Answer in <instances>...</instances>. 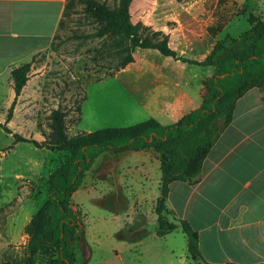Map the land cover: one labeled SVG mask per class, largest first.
<instances>
[{
	"label": "rangeland",
	"instance_id": "obj_1",
	"mask_svg": "<svg viewBox=\"0 0 264 264\" xmlns=\"http://www.w3.org/2000/svg\"><path fill=\"white\" fill-rule=\"evenodd\" d=\"M97 1L110 7L118 3V0ZM68 2L69 15L63 18L64 25L57 28L52 46L33 60L30 79L6 124L11 133L0 128V223L3 226L7 220L13 224H28L48 197L49 175L70 157L65 152L39 149L28 143L11 145L13 134L43 142L49 133L50 113L58 107L67 113L69 136L132 124L124 122L122 105L116 101L117 96L122 97L121 87L117 81L105 77L107 68H99L92 60V51L100 44L86 38L93 32V25L77 0ZM243 12L245 14L241 15ZM250 13L264 21V0H133L130 6L131 21L134 24L141 22L153 30L162 27L173 30L177 24L187 23L192 29L189 33L193 43L188 53L181 57L196 61L204 60L217 41L224 40L226 50L234 47L232 40L239 39L238 32L243 25L230 28L229 34L226 27L240 17L247 21ZM221 25L223 28L217 35L206 33L209 26ZM154 58L161 56L156 51H137L134 63ZM216 59L218 61L220 57ZM2 99L1 124L5 122L11 103L9 98ZM77 107L81 109L80 114ZM132 156L120 158L118 154L107 152L99 155L84 174L81 188L73 195L72 204L80 215L78 238L74 244L76 264H143L137 259L138 252L130 255L123 251L125 244L119 239L157 229L156 200L152 197L148 196L142 203L145 211L128 212L125 209L129 207V200L140 192V184L136 181L144 174V169L151 170L156 178L160 172L154 158L149 162L148 158ZM129 167L132 171L127 175ZM131 180L137 186L131 185ZM153 185L155 189L156 180ZM27 241L23 230L16 243L3 247L0 261L21 264L26 257Z\"/></svg>",
	"mask_w": 264,
	"mask_h": 264
},
{
	"label": "crops",
	"instance_id": "obj_2",
	"mask_svg": "<svg viewBox=\"0 0 264 264\" xmlns=\"http://www.w3.org/2000/svg\"><path fill=\"white\" fill-rule=\"evenodd\" d=\"M67 2L0 0V100L9 98L12 102L14 98L11 71L50 49ZM246 23L240 17L226 27V33L242 24L241 35L249 29ZM155 31L169 36V46L179 57L187 54L193 43L187 23H179L173 30L162 27ZM159 55L161 58L133 62L109 78L123 91L116 101L122 105L124 122H132L125 127L150 119L161 125L174 124L199 108L208 94L215 70H196L195 66ZM263 97L264 92L252 88L236 101L232 121L208 152L196 184L174 182L169 186L166 207L177 221L186 222L196 233L201 258L191 259L187 236L180 227L164 237H157L153 230L137 243L122 240L124 252H138L137 259L143 264H264ZM118 155H136L149 162L154 158L160 172L158 156L151 150ZM131 171L129 167L127 175ZM150 171L144 169L136 181L140 192L129 200L125 211H145V199L158 198L161 172L156 178ZM136 182L130 183L137 186ZM26 225L10 220L5 226L0 223V253L5 245L18 241Z\"/></svg>",
	"mask_w": 264,
	"mask_h": 264
},
{
	"label": "trees",
	"instance_id": "obj_3",
	"mask_svg": "<svg viewBox=\"0 0 264 264\" xmlns=\"http://www.w3.org/2000/svg\"><path fill=\"white\" fill-rule=\"evenodd\" d=\"M77 1L93 25V32L86 38L100 43L92 51V60L99 68L108 69L105 77L114 76L134 62L137 51L146 50L195 67L212 68L215 73L210 78L208 94L201 106L171 125H161L150 119L129 127L104 128L69 136L67 113L58 107L50 113L49 133L43 142L13 134L11 145L28 143L39 149L65 152L70 156L49 175L48 197L24 228L28 241L26 257L21 264H36L39 261L43 264H76L74 244L78 238L80 215L74 209L72 197L81 188L84 174L103 153L144 150L153 151L160 161L155 234L164 237L180 227L188 239L189 256L198 260L201 255L196 233L186 222L177 221L166 207L169 186L174 182L196 184L208 152L232 121L236 101L252 88L264 92V21L250 13L246 18L249 29L238 40H232L234 47L226 50L224 40L217 41L204 60L196 61L179 57L169 46V36L163 32L141 22L132 23L130 6L133 0H118L113 7L97 0ZM70 2L65 5L58 28L64 25L63 18L69 15ZM222 28L223 25L216 28L209 26L206 30L215 36ZM224 55L225 59L217 61V56L221 58ZM33 60L11 71L14 98L5 122L0 123V128L6 133H11L6 124L12 118L18 98L30 79ZM262 100L264 102V97ZM76 111L80 114V107ZM145 237L146 233H143L119 240L137 243ZM0 264L12 263L0 261Z\"/></svg>",
	"mask_w": 264,
	"mask_h": 264
}]
</instances>
